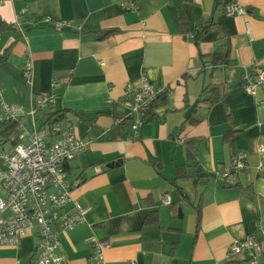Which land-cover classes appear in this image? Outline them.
<instances>
[{"label": "crops", "instance_id": "obj_1", "mask_svg": "<svg viewBox=\"0 0 264 264\" xmlns=\"http://www.w3.org/2000/svg\"><path fill=\"white\" fill-rule=\"evenodd\" d=\"M121 1L0 0V105L28 109L56 77L54 106L19 121L33 130L56 116L87 141L63 164L86 212L61 232L59 254L87 264L95 237L108 241L101 264H241L229 244L264 226V85L242 86L253 64L264 68V0H237L247 11L235 17L229 0ZM142 78L157 97L133 138L124 91ZM238 152L246 169L225 185L213 172ZM37 242L0 245V264H36Z\"/></svg>", "mask_w": 264, "mask_h": 264}, {"label": "built area", "instance_id": "obj_2", "mask_svg": "<svg viewBox=\"0 0 264 264\" xmlns=\"http://www.w3.org/2000/svg\"><path fill=\"white\" fill-rule=\"evenodd\" d=\"M121 6L127 10L136 9L132 0L121 1ZM222 9L234 17L247 11L237 0L225 2ZM25 10L26 7L21 12ZM20 16L21 13L17 14L16 19ZM55 24L62 23L56 21ZM32 69L28 54L23 65L27 82L32 79ZM58 85L59 80L53 77L52 90L34 97L28 109L6 102L0 105V122L16 121V132L5 137L0 135V245H18L25 235H36V264H66L59 254L60 234L83 222L86 212V208L71 196V187L63 178V164L79 155L87 147V141L75 133L70 123H62L56 116H47L41 126L33 130L19 121L22 116H29L34 125L38 112L54 106L57 96L54 89ZM261 85H264V68L253 64L251 71L242 75V86L248 93L255 94ZM124 92L131 109L124 121L131 130V137L137 138L153 112L157 92L146 78L139 84L127 85ZM5 141L10 143V151L2 147ZM259 151H264V145L259 146ZM246 166L245 154L238 152L229 165L221 166L213 176L225 185H232L236 174ZM161 203H170L168 194L162 196ZM263 238L264 226L257 223L254 234L234 240L228 251L243 253L241 264H260ZM89 243L91 253L87 264H101L108 241L90 237Z\"/></svg>", "mask_w": 264, "mask_h": 264}, {"label": "trees", "instance_id": "obj_3", "mask_svg": "<svg viewBox=\"0 0 264 264\" xmlns=\"http://www.w3.org/2000/svg\"><path fill=\"white\" fill-rule=\"evenodd\" d=\"M219 2V0H218ZM110 32H112V30L110 31H106L103 33V36L109 34ZM6 55V52L5 54L1 57V59ZM154 104H155V101L153 102L152 104V107H154ZM48 118H50V116H48ZM0 125H1V131H0V134L5 137V136H8L9 134L11 133H14L16 132V121H4V122H0ZM179 175H185V172L180 170V172L178 173Z\"/></svg>", "mask_w": 264, "mask_h": 264}, {"label": "rangeland", "instance_id": "obj_4", "mask_svg": "<svg viewBox=\"0 0 264 264\" xmlns=\"http://www.w3.org/2000/svg\"><path fill=\"white\" fill-rule=\"evenodd\" d=\"M61 122V121H60ZM63 123V122H62ZM2 147L7 150L10 151V143L5 141L4 143H2Z\"/></svg>", "mask_w": 264, "mask_h": 264}, {"label": "water", "instance_id": "obj_5", "mask_svg": "<svg viewBox=\"0 0 264 264\" xmlns=\"http://www.w3.org/2000/svg\"><path fill=\"white\" fill-rule=\"evenodd\" d=\"M113 164H117V163H113Z\"/></svg>", "mask_w": 264, "mask_h": 264}]
</instances>
